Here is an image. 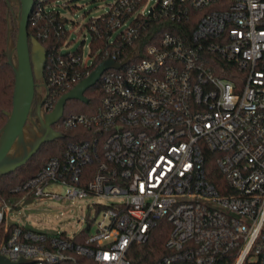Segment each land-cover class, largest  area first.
<instances>
[{
    "label": "built area",
    "instance_id": "built-area-1",
    "mask_svg": "<svg viewBox=\"0 0 264 264\" xmlns=\"http://www.w3.org/2000/svg\"><path fill=\"white\" fill-rule=\"evenodd\" d=\"M60 2L34 0L30 16L43 41L70 32L46 63L48 113L60 100L55 89L97 69L84 79L69 69L93 63L63 52L77 21L39 26L60 13ZM147 2L115 0L108 21L100 16L87 28L90 50L99 36L112 49L101 64L124 65L104 72L92 113H65L53 126L63 134L83 130L82 140L14 189L22 194L15 206L0 201V229L9 234L0 257L13 264H138L140 247L169 225L165 254L152 264H264V0ZM147 22L160 26L146 38ZM214 164L221 179L212 175ZM88 199L105 202L93 204L87 232L50 234L9 222L29 200Z\"/></svg>",
    "mask_w": 264,
    "mask_h": 264
},
{
    "label": "water",
    "instance_id": "water-1",
    "mask_svg": "<svg viewBox=\"0 0 264 264\" xmlns=\"http://www.w3.org/2000/svg\"><path fill=\"white\" fill-rule=\"evenodd\" d=\"M6 2L9 8L17 5L19 13L15 18L18 30L16 42L11 35L14 28L9 26L5 52L8 65L12 67L15 75V91L13 110L6 112L8 120L0 132V178L22 170L38 155L45 144L64 139L66 135L55 131L53 126L64 116L67 103L78 100L88 104L86 93L98 83L104 72L111 68L120 69L124 65L116 64L111 59L103 62L88 78L62 96L53 112L43 115L41 107L50 95L45 78L48 49L35 37L29 35L28 26L34 0H6ZM37 82L43 84L46 93L44 98L38 101L36 113L39 121L36 123L30 119V115ZM29 204H32L31 200L24 202L18 211ZM0 264L13 263L5 257H0Z\"/></svg>",
    "mask_w": 264,
    "mask_h": 264
},
{
    "label": "trees",
    "instance_id": "trees-1",
    "mask_svg": "<svg viewBox=\"0 0 264 264\" xmlns=\"http://www.w3.org/2000/svg\"><path fill=\"white\" fill-rule=\"evenodd\" d=\"M62 0H49V3H57ZM65 1V0H64ZM67 1V0H66ZM9 7L6 0H0V132L4 128L7 123L8 117L6 112H11L13 110V97L15 91V75L11 66L8 65V60L5 57V52L7 49V40H8V29H9ZM106 21L109 19L108 14H103ZM92 19V20H91ZM94 18H90V20L81 25L79 21L76 22V25L80 27L79 33L86 31L89 28V25L93 21ZM99 24L105 27V23H102V18L99 19ZM54 21L56 27L59 25L65 26L69 21L68 18L63 17L60 13L54 12L52 17L48 15L47 19L39 22V26L47 27L52 29L51 22ZM145 27L143 29H147V31H142L141 36L146 37L151 36L153 33L149 30H156L160 25L157 22L154 23H145ZM148 26V27H147ZM36 26L33 25L32 22L29 23L28 31L31 37H35L44 47L48 49L49 55L52 56V60L48 59L47 65L52 64L54 60L53 56L57 55L58 48L63 44L64 41L68 40L70 37V32L65 30L59 39H47L43 41L38 37ZM106 37L102 38L98 37V40L94 42L91 46L90 56L92 58L91 66H82L81 64H70V71L72 74H78L81 76V79L87 77L92 71H94L103 61L104 55L107 52H111L112 49L107 48ZM73 41H69V45L72 44ZM147 40L144 38L139 43L140 47L138 50H143ZM84 43L82 42L80 47L75 51V54L81 55L83 53ZM65 60H68V57H64ZM47 65L45 68V76L48 80L47 76ZM78 84L77 82H72L69 84H64L62 88L55 89L57 90V98H61L65 94L69 93L73 90ZM102 82L100 81L95 86L90 88L86 96L89 99V103L85 104L78 100H71L67 103L65 113H89L93 112V110L100 104L103 91H102ZM51 88V86H50ZM53 89L51 88L50 94L52 95ZM66 137L64 139H58L52 143L45 144L43 148L38 153V158L28 169V171H17L14 174L5 176L0 178V201L2 200H12L15 199L19 201L21 199L22 194L16 193L13 190L17 187L23 185L30 178L35 176L42 168L53 158H62L67 152L68 146L72 142H80L82 137L85 135L83 130H69L64 131ZM36 156V157H37ZM35 157V158H36ZM212 175L216 178L221 179V175H219L218 169L212 166ZM212 176V177H213ZM217 182V181H216ZM171 227L166 225L164 228L162 225L159 226L153 233V237L146 244L140 247V251L138 253V260L136 261L138 264H152L156 261L160 256L165 254V244L170 236ZM8 233L4 230V227L0 229V246L7 239Z\"/></svg>",
    "mask_w": 264,
    "mask_h": 264
},
{
    "label": "rangeland",
    "instance_id": "rangeland-1",
    "mask_svg": "<svg viewBox=\"0 0 264 264\" xmlns=\"http://www.w3.org/2000/svg\"><path fill=\"white\" fill-rule=\"evenodd\" d=\"M115 0H62L57 10L70 21H79L81 25L86 24L90 18H99L103 14L109 11L110 5ZM158 0H148L147 5L149 7L154 6ZM9 18V15H8ZM9 26L14 28L11 32L12 39L16 42L18 36V30L10 18ZM71 27V25H70ZM80 27L72 32L70 40L73 41L68 47H65L63 52H74L76 51L84 38H86L85 45L83 47V58L84 62L89 61L90 57V43L91 35L87 31L79 33ZM7 50V49H6ZM39 156V155H38ZM38 156L29 162L28 165L24 166L23 171H28L29 168L37 160ZM51 191L65 194V188L58 185L50 187ZM22 197V196H21ZM9 204L15 206L17 200H8ZM105 201L101 199H88L78 203H62L60 201H49V200H37L32 204L24 206L17 218L15 215L18 210L13 209L10 214L9 222L12 224H23L29 229L56 234V233H67L68 236L78 234L81 231L87 232V223L90 219L94 218L95 210L93 204H100ZM83 219V220H82ZM6 226H4V230ZM95 228L93 227L91 232L93 233Z\"/></svg>",
    "mask_w": 264,
    "mask_h": 264
},
{
    "label": "flooded vegetation",
    "instance_id": "flooded-vegetation-1",
    "mask_svg": "<svg viewBox=\"0 0 264 264\" xmlns=\"http://www.w3.org/2000/svg\"><path fill=\"white\" fill-rule=\"evenodd\" d=\"M9 12L10 13H9V18L8 19L10 20V18H12V22L15 25H17V23L15 21V18H17V15L19 13V7L17 5H14L12 8H9ZM45 93H46V90H45L43 84L37 82L36 83L35 99H34V102H33V105H32L31 115H30V119L33 120L36 123L39 121V118H38L37 113H36L37 107H38V101H39V99L44 98ZM46 99H45V101H46ZM41 108H42L43 115L48 113L46 110H44V104L42 105ZM28 124L32 125L31 123H28Z\"/></svg>",
    "mask_w": 264,
    "mask_h": 264
}]
</instances>
